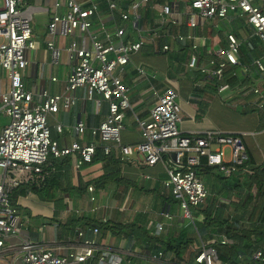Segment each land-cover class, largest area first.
Segmentation results:
<instances>
[{"label": "built area", "instance_id": "2783aa9c", "mask_svg": "<svg viewBox=\"0 0 264 264\" xmlns=\"http://www.w3.org/2000/svg\"><path fill=\"white\" fill-rule=\"evenodd\" d=\"M181 1L185 4L184 9L175 12L169 4L155 0H67L64 6L55 0L54 11L47 23L49 39L46 40V48L50 52V63L58 65L63 51L75 63L64 90L53 94L44 90L34 94L26 89L23 81V71L28 65L25 52L37 48L33 39L32 9L23 6L22 0H0V67L6 70L9 79L8 91L0 90V112L9 117V122L0 133V168L3 170L0 179V252L6 237L17 236L22 229L21 216L10 199L13 190L28 174H40L42 165L50 156H69L74 167L79 168L91 162L96 148L100 147L104 155L116 153L124 162L136 160L147 167L162 164L166 174L162 185L178 202L182 216L189 219L193 218L190 206L204 205L210 195L205 179L199 174L203 168L216 169L218 177L223 179L231 178L235 172L252 173L247 169L248 157L242 136L218 131L200 135L181 133L178 128L181 120L178 93L173 87L156 95L147 117L137 120L140 139L134 143H125L122 139L124 111L131 106L130 89L121 74L128 64L133 63V56L147 41L157 49V42L164 39L156 52L167 53L172 49V42L195 39L190 33L174 34L172 28L185 24L195 29L207 21H220L232 14L253 29L254 36L264 47V0ZM148 5L158 10L159 19L158 26L148 29L149 37L146 38L141 34L139 20L140 11ZM62 6L64 10L60 12ZM106 16L111 18L112 26L103 23ZM96 23L98 30L94 29ZM125 23L137 30L136 39L129 40ZM75 32L79 34V41L72 39L64 49L55 44L56 37L66 38ZM225 39V45L215 48L212 57L200 67L203 74L217 81L224 79L228 65L239 62L238 37L229 32ZM248 47L253 48L250 42ZM196 48L195 43L190 46L187 66L192 69L197 68L199 63ZM252 65L264 76V54L255 58ZM51 79L57 80L56 77ZM78 88H85L86 98L96 106L106 102L107 113L97 126L87 128L81 121L76 124L78 136L87 131L90 141L83 144L74 140L67 146H59L50 138L48 117L74 106L76 97L73 92ZM228 88L229 85L223 83L216 90L221 93ZM250 91L260 98L257 105L261 108L263 96L260 90L251 88ZM54 128L62 132L61 124H56ZM88 189L92 191L93 188ZM91 200L94 198L91 197ZM164 216L170 218L165 212ZM154 229L160 232L163 226L157 223ZM93 232L97 234L98 228H94ZM82 234L78 232L79 236ZM217 239L216 242L221 244L229 241L223 234ZM95 245L94 239H85L80 253L70 252L65 256L51 249H38L25 240L21 245V260L22 264L83 262L94 257ZM163 254L158 251L153 259H162ZM252 258L264 264L261 251L254 252ZM195 259L200 263L214 264L217 250L212 245H204ZM97 264L122 262L116 253L102 250Z\"/></svg>", "mask_w": 264, "mask_h": 264}, {"label": "crops", "instance_id": "0c3cea01", "mask_svg": "<svg viewBox=\"0 0 264 264\" xmlns=\"http://www.w3.org/2000/svg\"><path fill=\"white\" fill-rule=\"evenodd\" d=\"M58 1L63 6L67 2ZM155 1L169 4L175 12L182 11L185 6L181 0ZM54 2L55 0H22L23 6L32 9L33 21L35 18L44 19L43 31L39 34L41 43L37 44L35 50L25 52L28 65L23 71V81L26 89L34 94L44 90L51 94L64 90L66 79L75 63L65 51L62 52L58 65L53 66L50 63V52L46 48V40L49 39L47 23L54 11ZM63 6L59 8L60 12H63ZM140 12L141 34L147 38L148 29L158 26L156 24L159 19L158 10L148 5ZM224 19L229 24L235 22L236 26L219 34L213 31V26L219 25L221 20L211 21L210 25L205 22L195 29L181 24L180 27L172 28L173 33L183 35L190 33L195 39L187 38L182 42H172V49L167 53L156 52L161 48L164 39L157 42V49L146 40L141 51L133 56V63L128 64L121 74L122 80L130 89L129 103L132 112H130L132 119L122 130V139L125 143H134L140 139L137 120L147 117L156 95L163 93L168 87H173L178 93L181 117L178 128L183 135H200L208 131L240 135L244 140L248 161L251 162L247 169L252 171L250 168L253 166H264V76L252 65L255 58L264 54V47L259 42L261 52H257L256 56L251 53L250 64L243 68L246 71L247 83L238 81L230 85L224 81L226 78L217 81L200 71V67L212 57V51L218 46L225 45L227 33L236 34L240 43L246 44L247 47L249 37L257 39L253 33L245 37L244 30L248 25L240 18L230 14ZM103 23L108 27L112 26L111 18L108 16L103 18ZM125 26L129 40L136 39L137 30L129 23H125ZM97 27L96 23L94 29L98 30ZM79 38V34L75 32L66 38L56 37L54 41L58 47L64 49L72 39L79 41ZM193 43L197 45L196 54L199 56L198 67L195 69L187 66L190 46ZM249 50L253 52L256 49L253 46ZM230 66L226 67L225 72L228 71V67L231 68ZM52 77H56L57 80L53 81ZM223 83H227L229 88L218 93L216 87ZM251 88L260 90L263 96L261 108L257 105L260 98L254 97ZM8 89L9 79L6 70L0 67V90L7 92ZM73 94L76 97L74 106L68 111L60 110L48 117V123L55 134L69 131L68 134L59 137V146H67L74 140H79L83 144L90 141L87 131L83 136H78L76 124L81 121L87 128L97 126L107 113V103L102 102L100 107L96 106L93 101L86 98L85 88H78ZM6 118L0 112V133L7 124ZM56 124L62 125V132L55 130ZM112 155L119 159L116 153ZM65 158L70 159V167L60 165L51 169L49 178L52 174L54 176L42 189L37 187V190H29L26 195L15 199V206L22 220V229L19 235L6 237L0 252V264H22L21 245L25 240L30 241L38 249H51L54 253L66 256L70 252L80 253L85 239L95 240L97 250L94 257L83 262L73 261L72 264H97L99 252L102 250L116 253L122 264L161 262L204 264L197 262L195 257L211 239L222 235V232L217 230H205L203 227L198 229L195 218L182 216L178 203L175 210H179L180 214L175 210L172 212V205L166 199L167 195L172 197L171 193L162 185L166 177L162 164L147 167L136 160L124 162L119 159L118 167L114 168L108 167L107 161L84 163L76 168L69 156L57 159L62 161ZM105 174L106 183L100 187L98 180ZM2 175L3 170L0 168V179ZM26 179L34 182L37 177L28 174ZM89 187L93 188L92 191L88 189ZM151 191L157 196L156 198L152 196L150 200ZM91 197L94 200H91ZM153 199L156 201L153 202ZM164 212L168 213L170 218L165 217ZM186 219L189 222L184 224ZM200 219L201 217L197 218V221ZM104 223L128 224L132 228L128 234L114 233L98 225ZM157 223L163 226L160 232L154 229ZM94 228H98L97 234H94ZM79 231L83 233L81 236L78 235ZM183 232L195 236V239L179 257L161 248L164 242L178 238ZM203 235L205 242L202 240ZM209 237L211 239H208ZM158 251L164 253L163 258L154 260L153 256ZM214 264L229 263L217 259Z\"/></svg>", "mask_w": 264, "mask_h": 264}, {"label": "trees", "instance_id": "16d2710c", "mask_svg": "<svg viewBox=\"0 0 264 264\" xmlns=\"http://www.w3.org/2000/svg\"><path fill=\"white\" fill-rule=\"evenodd\" d=\"M239 52L238 64L231 65V68L228 67V71H226L224 75V79L226 78L224 81L230 85H233L238 81H241V83L248 82V79H245L246 71L243 68L250 64L252 52L246 44L242 43H240ZM97 161H107L108 167L114 168L118 167L120 160L115 159L113 155H104L101 148L97 147L90 163ZM249 163L251 162L247 161L246 165H249ZM60 165H63L65 168L70 167V159L65 158L61 161L50 156L47 162L42 165V171L40 174L31 173L33 176L37 177L36 181L30 182L25 178L21 181L20 185L13 190L10 196L12 204L15 205V199L18 196L26 195L29 190H37V187L38 189H42L52 176H54V174H52L49 178L51 175V169L58 168ZM250 169L252 170V174H248L243 181L239 180L241 178L240 172H235L234 176L229 179L217 178L218 181L222 182L221 189H223L224 192H227L225 199H228L229 191L246 188L247 193L242 196L243 198L240 202H219L217 200V195L214 197H210L209 195L205 204L201 205L203 207L197 209L196 214L202 212L201 219L195 221L198 229L203 227L205 230H217L222 232V234L228 238L229 241L227 243L221 244L216 242L215 239L209 237L208 239L211 240L206 244L207 246L212 245L216 248L217 259L224 263L263 264L260 260L253 259L252 255L256 251H261L264 258V166H253V168ZM210 171L211 168L206 167L203 168L200 173L204 174L207 172L209 173ZM106 175L107 174L98 180V185L100 187H103L106 183ZM253 188L255 189V193L251 192ZM210 190H213V187ZM210 190L209 192H211ZM217 193L218 192H216V194ZM230 205L234 207V210H240L241 213L234 215L231 214V212H228ZM98 225H101L104 229H110L114 233L124 234H128L129 230L132 228V226L128 224L104 223ZM194 239L195 236H189L186 232H183L178 238H173L172 240L170 239L167 240V242H164L161 245V248L164 251L173 252L179 257L185 251L188 244L192 243Z\"/></svg>", "mask_w": 264, "mask_h": 264}, {"label": "rangeland", "instance_id": "374dc122", "mask_svg": "<svg viewBox=\"0 0 264 264\" xmlns=\"http://www.w3.org/2000/svg\"><path fill=\"white\" fill-rule=\"evenodd\" d=\"M163 1H165V0H163ZM207 22H206L207 25H210L209 23L211 21H207ZM43 25H44V19H36L35 18L34 21L32 20V26H33V29H34V35L33 36H34V39L36 40V42H37L38 45L41 43V40L39 38V34H41L42 31H43ZM233 26L234 27L236 26V23L235 22H233L232 24H229L226 19H222L220 21V24L219 25L213 26V31L215 33L223 34L227 29H231ZM244 33H245V37H248L251 33H253V29L251 27H248L247 26V28L244 30ZM247 41H250L252 43V45L254 46V48L256 49V50H253V52L251 51L252 54H254L256 56L258 54L257 52H261L262 47L259 44V41L257 39L250 38L249 37V39ZM128 95H130V90H129ZM254 97L256 98L257 96L254 95ZM130 101L131 100L129 99V102ZM130 110L131 109H127V110L124 111L125 112V115H124L123 121H122L123 126H125L126 124H128V121L130 119H132V117H130V115L132 113ZM6 119H8V121H7V123H8L9 122V117H7ZM50 131H51V134H50L51 140L57 141L59 145H60V138L59 137L62 136V135H65V134H68L69 133L68 130H65V131H63V133L55 134V132L53 131V128L51 126H50ZM199 174L202 175V177L205 179L206 183H207V181L209 179V182L207 183V186H208L209 190L212 189L211 186H213V190H210L211 191L210 192V197L211 196L214 197L215 195H217V197H218L217 200L219 202H224V201L225 202H228V201H231L232 203H237V202H240V200L243 198L242 196H244L247 193L246 188H242L240 190L233 189V190H231V191L228 192V194H229L228 195V199H225L226 198L225 196H226V193L227 192H224L223 189H221L222 188V182L218 181V179H217L218 178V172H217L216 169L212 168L209 173L207 172V173H204V174L203 173H200V171H199ZM233 176H234V174H233ZM246 176H247L246 174H242L241 175V178L239 180L240 181H243V179H245ZM216 192H218V193L216 194ZM251 192L252 193H255V189L253 188ZM152 196H154V198H156L157 194H154L151 191V195L149 197L150 200L152 199ZM166 199L172 205V208H173V211L172 212H174L175 205L178 202L173 197H170L169 195L166 196ZM152 201L155 202L156 199H153ZM152 201H150V202H152ZM202 207L203 206H201V205L198 206V207H192V206H190L191 213L193 215V218L195 216V220H197V217H201L202 216V212H199V214H196L197 213V209H200ZM229 207L230 208L228 209V212H231V214L236 215V214H240L241 213L240 210H238V211L234 210V207L233 206L230 205ZM175 212L177 214H180V211L179 210L178 211L175 210ZM188 222H189V220H187V219L184 220V224L185 223H188ZM214 239H217V238L214 237ZM202 240H203V242H205V240H206L205 237H204V235L202 236Z\"/></svg>", "mask_w": 264, "mask_h": 264}]
</instances>
